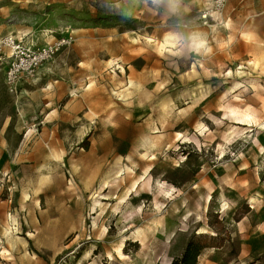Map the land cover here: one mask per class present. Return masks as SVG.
Listing matches in <instances>:
<instances>
[{"label": "rangeland", "instance_id": "rangeland-1", "mask_svg": "<svg viewBox=\"0 0 264 264\" xmlns=\"http://www.w3.org/2000/svg\"><path fill=\"white\" fill-rule=\"evenodd\" d=\"M61 32L16 92L0 63L1 264H264V0H0Z\"/></svg>", "mask_w": 264, "mask_h": 264}, {"label": "built area", "instance_id": "built-area-1", "mask_svg": "<svg viewBox=\"0 0 264 264\" xmlns=\"http://www.w3.org/2000/svg\"><path fill=\"white\" fill-rule=\"evenodd\" d=\"M73 39V34L69 32H61L58 37L43 41H38L31 33L0 36V62L5 69L9 91L16 92L23 78L33 76L42 64Z\"/></svg>", "mask_w": 264, "mask_h": 264}, {"label": "trees", "instance_id": "trees-1", "mask_svg": "<svg viewBox=\"0 0 264 264\" xmlns=\"http://www.w3.org/2000/svg\"><path fill=\"white\" fill-rule=\"evenodd\" d=\"M201 249V246H198L193 241L189 242L181 258L172 264H197Z\"/></svg>", "mask_w": 264, "mask_h": 264}, {"label": "crops", "instance_id": "crops-1", "mask_svg": "<svg viewBox=\"0 0 264 264\" xmlns=\"http://www.w3.org/2000/svg\"><path fill=\"white\" fill-rule=\"evenodd\" d=\"M85 1H88V0H54V2L58 5H64L66 3V5H68L70 7H75V6H78V4H82L84 3ZM70 4V5H69ZM6 34H10V33H6ZM4 34V35H6ZM13 34V33H12ZM4 35H1V36H4ZM1 63V62H0ZM3 65V64H2ZM4 70V67L1 68V71ZM2 134L0 132V156L4 155L5 154V150L4 148L6 147L5 143H4V140L2 139ZM1 257V256H0ZM2 263V261H0V264Z\"/></svg>", "mask_w": 264, "mask_h": 264}, {"label": "bare ground", "instance_id": "bare-ground-1", "mask_svg": "<svg viewBox=\"0 0 264 264\" xmlns=\"http://www.w3.org/2000/svg\"><path fill=\"white\" fill-rule=\"evenodd\" d=\"M249 109V108H248ZM237 111V110H236ZM241 111V110H240ZM233 113H236V112H234V111H232ZM238 113L240 114V112L238 111ZM243 117H246V118H252L251 116V114L248 112V111H245V112H243ZM160 186V185H159ZM138 189H136V191H137ZM251 202L252 203H255L256 202V199L255 198H252L251 199ZM5 250V249H4ZM118 253H119V255H120V258H122V259H125L126 258V254L124 253V251H122L121 250V248L120 247H118ZM111 259H112V261H114L115 259H114V257L111 255Z\"/></svg>", "mask_w": 264, "mask_h": 264}]
</instances>
